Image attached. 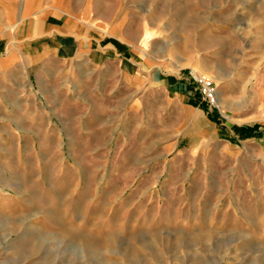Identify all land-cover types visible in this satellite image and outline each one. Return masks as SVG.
I'll use <instances>...</instances> for the list:
<instances>
[{
    "label": "rangeland",
    "instance_id": "obj_1",
    "mask_svg": "<svg viewBox=\"0 0 264 264\" xmlns=\"http://www.w3.org/2000/svg\"><path fill=\"white\" fill-rule=\"evenodd\" d=\"M2 57L0 264H264V0H0Z\"/></svg>",
    "mask_w": 264,
    "mask_h": 264
},
{
    "label": "crops",
    "instance_id": "obj_2",
    "mask_svg": "<svg viewBox=\"0 0 264 264\" xmlns=\"http://www.w3.org/2000/svg\"><path fill=\"white\" fill-rule=\"evenodd\" d=\"M110 45L113 46V47H115V48H117V49H121L122 48V44L120 42L116 41V40H111ZM2 58L0 59V63L6 62L8 60L7 58L6 59H4V58L2 59ZM97 58L98 57H96V55H95V56L92 57L91 60H95V62H97L98 61ZM122 64H124L122 66L124 68L123 71H125V74L124 75L126 76L127 75L126 73L129 70V66L126 63H124V62H122ZM193 71L196 72V73H200V72H203L204 73V71L202 69H197V68H194ZM211 78L214 79L212 76H211ZM160 81H164V83L166 85V88H165L166 97L165 98H166L167 102L169 104H173V105H180V106L183 105L182 104V95L181 94H178V93H176L174 91L175 78L172 76V77H168V78H162ZM216 95H217V100H219L218 103L220 105H222V107H224L223 104L225 103V98H224L223 92L221 90H216ZM182 107L185 110H187L190 115H192V114H200L199 111H197L195 109H192V108H190L188 106H182ZM222 117H223L224 120H230L231 123H229V126H230V128L232 130H235L233 128V126L230 125V124H232L233 120L229 119V117L224 116V115ZM234 122H236V121H234ZM215 134H216V136L221 137L222 140H225V141L228 140V132L223 131L222 133L221 132L219 133V131L216 130Z\"/></svg>",
    "mask_w": 264,
    "mask_h": 264
},
{
    "label": "built area",
    "instance_id": "obj_3",
    "mask_svg": "<svg viewBox=\"0 0 264 264\" xmlns=\"http://www.w3.org/2000/svg\"><path fill=\"white\" fill-rule=\"evenodd\" d=\"M191 80L196 85L202 103L208 108L217 107V95L214 82L207 76L190 74Z\"/></svg>",
    "mask_w": 264,
    "mask_h": 264
},
{
    "label": "bare ground",
    "instance_id": "obj_4",
    "mask_svg": "<svg viewBox=\"0 0 264 264\" xmlns=\"http://www.w3.org/2000/svg\"><path fill=\"white\" fill-rule=\"evenodd\" d=\"M199 74L203 75L204 73H203V72H200ZM207 75H208V74H207ZM207 77H208V76H207ZM209 78H210V77H209ZM210 79H211V78H210ZM219 94H220V93H219ZM218 102H219V100H217V106H218V109H220V107H219L220 104H219ZM215 110H216V109H215Z\"/></svg>",
    "mask_w": 264,
    "mask_h": 264
}]
</instances>
